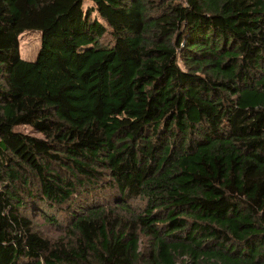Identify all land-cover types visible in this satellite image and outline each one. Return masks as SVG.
I'll return each instance as SVG.
<instances>
[{
	"label": "trees",
	"instance_id": "trees-1",
	"mask_svg": "<svg viewBox=\"0 0 264 264\" xmlns=\"http://www.w3.org/2000/svg\"><path fill=\"white\" fill-rule=\"evenodd\" d=\"M0 264H264V0H0Z\"/></svg>",
	"mask_w": 264,
	"mask_h": 264
},
{
	"label": "rangeland",
	"instance_id": "rangeland-1",
	"mask_svg": "<svg viewBox=\"0 0 264 264\" xmlns=\"http://www.w3.org/2000/svg\"><path fill=\"white\" fill-rule=\"evenodd\" d=\"M41 45V33L37 31H27L23 34L21 38V54L26 59H35L39 48ZM21 130H24L28 133H31L32 130L29 127H21Z\"/></svg>",
	"mask_w": 264,
	"mask_h": 264
}]
</instances>
